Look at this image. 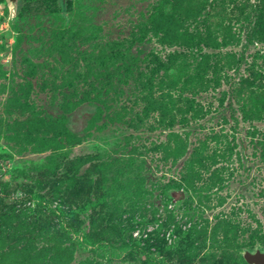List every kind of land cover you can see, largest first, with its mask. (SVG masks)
Instances as JSON below:
<instances>
[{"label": "rangeland", "instance_id": "374dc122", "mask_svg": "<svg viewBox=\"0 0 264 264\" xmlns=\"http://www.w3.org/2000/svg\"><path fill=\"white\" fill-rule=\"evenodd\" d=\"M256 248L264 0H0V264Z\"/></svg>", "mask_w": 264, "mask_h": 264}, {"label": "water", "instance_id": "95a60500", "mask_svg": "<svg viewBox=\"0 0 264 264\" xmlns=\"http://www.w3.org/2000/svg\"><path fill=\"white\" fill-rule=\"evenodd\" d=\"M12 11H16L19 7L20 0H8ZM243 258L248 264H264V250L256 248L255 250H244Z\"/></svg>", "mask_w": 264, "mask_h": 264}]
</instances>
